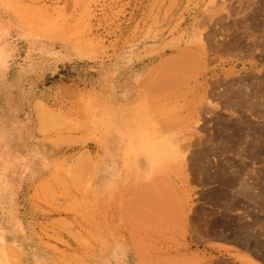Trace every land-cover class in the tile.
Wrapping results in <instances>:
<instances>
[{
  "label": "rangeland",
  "instance_id": "374dc122",
  "mask_svg": "<svg viewBox=\"0 0 264 264\" xmlns=\"http://www.w3.org/2000/svg\"><path fill=\"white\" fill-rule=\"evenodd\" d=\"M214 240L264 261V0H0V264Z\"/></svg>",
  "mask_w": 264,
  "mask_h": 264
},
{
  "label": "crops",
  "instance_id": "0c3cea01",
  "mask_svg": "<svg viewBox=\"0 0 264 264\" xmlns=\"http://www.w3.org/2000/svg\"><path fill=\"white\" fill-rule=\"evenodd\" d=\"M186 250V254L199 261L197 264H264L249 250L223 240H214L211 244L195 242V245L189 244Z\"/></svg>",
  "mask_w": 264,
  "mask_h": 264
},
{
  "label": "bare ground",
  "instance_id": "6f19581e",
  "mask_svg": "<svg viewBox=\"0 0 264 264\" xmlns=\"http://www.w3.org/2000/svg\"><path fill=\"white\" fill-rule=\"evenodd\" d=\"M143 151V150H142ZM144 152V151H143ZM144 154V153H143Z\"/></svg>",
  "mask_w": 264,
  "mask_h": 264
}]
</instances>
